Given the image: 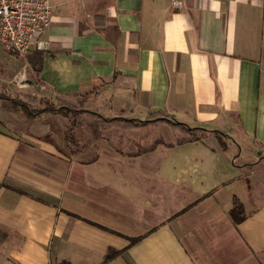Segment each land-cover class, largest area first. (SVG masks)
Returning a JSON list of instances; mask_svg holds the SVG:
<instances>
[{
	"label": "crops",
	"instance_id": "0c3cea01",
	"mask_svg": "<svg viewBox=\"0 0 264 264\" xmlns=\"http://www.w3.org/2000/svg\"><path fill=\"white\" fill-rule=\"evenodd\" d=\"M50 1L44 46L28 52H42L36 90L108 117L163 112L227 147L163 136L127 156L101 138L91 158L71 155L41 121L70 116L11 106L17 79L36 76L17 55L0 67V264H264V0Z\"/></svg>",
	"mask_w": 264,
	"mask_h": 264
},
{
	"label": "trees",
	"instance_id": "16d2710c",
	"mask_svg": "<svg viewBox=\"0 0 264 264\" xmlns=\"http://www.w3.org/2000/svg\"><path fill=\"white\" fill-rule=\"evenodd\" d=\"M26 59L36 75L34 81L38 82V73L42 66V52L38 50L32 51L27 54ZM52 99H44L43 97L38 98L36 95L24 92H18L17 96H10L9 98L11 106L24 113L27 117H41L42 114L46 112L57 113L62 116H71L72 125L83 124L86 128L90 129L95 136L103 135L105 133L104 131L107 129L116 128V132H111L107 140L116 151L127 156L141 154L153 149L157 144L165 142L161 136L154 138L147 137L149 134L147 131L148 127L163 122L168 123L174 128H179L186 134V137L177 139L173 142L182 143L185 141H193L211 133L215 136L221 149L224 150L227 147V136L221 131L207 130L199 126L191 127L186 123L174 120L163 112H151L145 119H136L129 117L126 109L112 108L111 111L114 113V116L108 117L102 116L97 112H92V114H90L91 111L86 104V96H77L74 99L55 96ZM39 103L41 104L40 107L35 106ZM86 114L90 115V118H86ZM132 128L142 129V134L139 138H134L127 134L124 138H120V135H118V132L120 133L121 130L126 131ZM65 137L72 140L70 132H65ZM146 137L148 140H145ZM117 139H123V142L117 143ZM169 144H171V142ZM229 216L235 224L246 217L243 205L237 197H234L232 200ZM137 240L138 238H131L130 243L132 244ZM119 252L120 251L117 250H110L105 255V259H109Z\"/></svg>",
	"mask_w": 264,
	"mask_h": 264
},
{
	"label": "built area",
	"instance_id": "2783aa9c",
	"mask_svg": "<svg viewBox=\"0 0 264 264\" xmlns=\"http://www.w3.org/2000/svg\"><path fill=\"white\" fill-rule=\"evenodd\" d=\"M51 16L50 0H0V46L19 56L42 48Z\"/></svg>",
	"mask_w": 264,
	"mask_h": 264
},
{
	"label": "rangeland",
	"instance_id": "374dc122",
	"mask_svg": "<svg viewBox=\"0 0 264 264\" xmlns=\"http://www.w3.org/2000/svg\"><path fill=\"white\" fill-rule=\"evenodd\" d=\"M17 55H15L14 53H9L5 50H1L0 49V67H8V66H16L17 64V58H16ZM26 56V55H25ZM24 70V69H23ZM23 70L21 71L22 72V77H25L24 75V72ZM33 84L27 88V87H23L21 86V84H23L21 82V80L17 79V93L18 92H24V93H29V94H33V95H36L38 98L40 97H43L44 99L46 98H50L52 99L53 97L51 96H46L45 93H43L42 91L40 90H36V87L35 85L38 83L36 81L33 80ZM13 83H15V81H13ZM13 83H9L10 85V90L8 92H11L13 93L14 91V85ZM8 89V88H7ZM53 100V99H52ZM35 106H41V104H37ZM38 107V108H39ZM91 109L90 111V114H92V112H96V109H94L93 107L90 106ZM95 110V111H94ZM100 113H102L103 115L102 116H110L111 113H108L104 110H99ZM46 113H50V112H46ZM46 113H43L42 116L46 115ZM98 113V111H97ZM41 116V117H42ZM40 117V118H41ZM86 118H90V115L86 114L85 115ZM71 120H72V117H68L66 119L64 118H61L57 115H46V117L41 120L42 122H48L50 123L51 125H54V126H57L59 125L60 127V130H59V134L62 135V132L61 131H64V132H70V135H71V139L70 140V144L68 145V150L70 151L71 155L72 154H76V156L78 158H84V159H88V158H91L95 153H96V141L97 140H100L101 138H106L111 135V132H116V128H111V129H107L106 131H104L105 133L103 135H101V137L99 136H95L92 134V132L90 131V129H86L84 128L85 125L83 124H71ZM42 124V123H40ZM159 124H163V125H160L158 127H152V128H149L147 131H148V135L147 137L148 138H154V137H157V136H161L163 139L164 137L166 139H170V140H177V139H180V138H184L186 137V134L180 130L179 128H174L172 126H170L168 123H159ZM45 126L47 124H44ZM158 125V124H157ZM49 126V124H48ZM83 126V127H81ZM37 127L40 128V125H38ZM132 129H137V128H132ZM132 129H129V130H132ZM129 130H126V131H123L121 130L120 133L118 132V135H120V138H124V136L127 134V131ZM132 132H135L134 133V136H136L137 138H139L142 134V129H138L137 131H132ZM56 133V132H55ZM57 135V133H56ZM128 136H131L129 134H127ZM157 135V136H156ZM164 136V137H163ZM146 137V138H147ZM135 138V137H134ZM145 140H148V138ZM77 139H79L80 141H87L85 144H80V145H76L77 143H74L77 141ZM121 141L123 142V139H117V143H121ZM165 141V140H164ZM172 141V142H173ZM67 149V148H66Z\"/></svg>",
	"mask_w": 264,
	"mask_h": 264
}]
</instances>
